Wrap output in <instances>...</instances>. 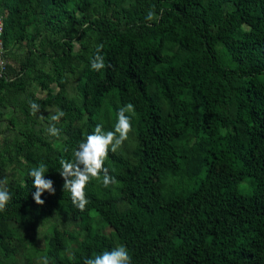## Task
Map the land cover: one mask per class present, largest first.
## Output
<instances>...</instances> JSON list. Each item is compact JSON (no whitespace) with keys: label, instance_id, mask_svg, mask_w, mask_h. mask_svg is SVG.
Returning <instances> with one entry per match:
<instances>
[{"label":"trees","instance_id":"obj_1","mask_svg":"<svg viewBox=\"0 0 264 264\" xmlns=\"http://www.w3.org/2000/svg\"><path fill=\"white\" fill-rule=\"evenodd\" d=\"M0 7L8 13L4 48L25 47L0 78V106L16 103L25 119L20 138L0 150V163L19 167L22 179L4 185L6 259L18 232L56 213L83 238L70 247L73 236L52 229L38 263L29 264L45 257L84 264L119 245L131 264H264V0H0ZM150 10L158 19L145 20ZM98 45L105 68L96 72L90 58ZM31 80L57 88L45 99L64 112L55 146L27 124L29 101L36 103L26 94ZM129 103L130 146L104 162L117 183L105 187L102 173L91 180L81 212L63 191L59 161L72 160L97 124L114 131ZM41 162L55 194L43 193L38 205L27 174Z\"/></svg>","mask_w":264,"mask_h":264},{"label":"clouds","instance_id":"obj_2","mask_svg":"<svg viewBox=\"0 0 264 264\" xmlns=\"http://www.w3.org/2000/svg\"><path fill=\"white\" fill-rule=\"evenodd\" d=\"M158 19L154 11H148L145 20L153 21ZM151 26V25H149ZM102 45L96 48V54L90 58L91 69L99 72L105 68L104 58L100 55ZM30 111L33 116L40 111V106L29 101ZM134 106L129 103L117 112V120L114 125V131L103 130L101 124H97L95 131L88 135L85 140L78 144L77 149L73 151V159H61L59 161V175L63 178V191L70 193L72 205L83 212L89 203L85 195L86 185L93 179H99L103 174L102 183L105 187L117 183L114 176L109 175V169L104 167L105 159L109 151L116 153L124 141L128 139L132 131L131 117L126 113H133ZM64 116L62 110H57L55 114L50 115V124L47 129L51 136H59L60 130L55 126L61 117ZM43 118V117H41ZM48 172L47 166L41 162L38 166L28 171V177L33 181L35 192L33 199L36 204L43 205L45 201L41 199L43 193L55 194L54 182L51 179H45V173ZM7 180H0V212L5 211L6 205L11 200V195L7 191ZM131 256L128 249L119 245L110 251H104L99 255L84 260V264H131ZM43 264H49L48 258L43 259Z\"/></svg>","mask_w":264,"mask_h":264},{"label":"rangeland","instance_id":"obj_3","mask_svg":"<svg viewBox=\"0 0 264 264\" xmlns=\"http://www.w3.org/2000/svg\"><path fill=\"white\" fill-rule=\"evenodd\" d=\"M3 21L7 18V11L2 10ZM79 15H74L77 18ZM30 29H28L29 31ZM45 31L42 32V35ZM37 43V42H35ZM73 50L76 51L78 49V43H73ZM6 55L8 57L7 61L9 64H14L17 62L19 58H21L25 52L24 41L18 44L15 48H6ZM13 51V52H12ZM15 60L13 61V59ZM77 63V62H76ZM47 64H43V68L47 70ZM78 64V63H77ZM44 70V69H43ZM69 81V85L67 87V95L69 97H75L76 92L74 89L75 83L77 81V75H73ZM57 91V88L54 84H49L47 89H41L35 80L29 81L27 85V93L28 95H32L36 100V103L40 106V111L36 113L35 116H31V120L27 121L28 126L37 132L38 135L42 136V138L51 144V146H55L56 140H58L57 136H51L47 129L49 124L51 123L49 120L50 115L56 113L57 109L53 105H49L45 103L46 94L52 93L54 94ZM20 100L24 99V95H21ZM0 112L2 116H0V150L4 146L5 142H9L10 140H14L20 138L19 128L25 122L24 116L22 114L21 109L15 106H0ZM43 117V118H41ZM59 123L56 122L55 126ZM42 130V132H41ZM234 145L237 144V141L231 140ZM124 146H130V143L126 140L124 141ZM1 162V161H0ZM20 164H23V159H19ZM0 171H2V179L7 180V182L11 179L16 180L19 184H22L21 172L19 167L17 166H9L7 163H0ZM52 229L64 230L70 233L73 236V239L69 240L70 247L75 245L78 241L83 238V231H81L73 222L69 221L66 217L60 214H53L48 218L41 220V222L37 225L36 229L33 232L25 233L23 231L18 232V236L21 241L13 242L15 250V254L6 259L0 253V264H10L11 262H16L17 264H29L38 263L42 249L44 248L46 238L51 234ZM104 234H108L110 231L109 228L104 227L101 230Z\"/></svg>","mask_w":264,"mask_h":264},{"label":"built area","instance_id":"obj_4","mask_svg":"<svg viewBox=\"0 0 264 264\" xmlns=\"http://www.w3.org/2000/svg\"><path fill=\"white\" fill-rule=\"evenodd\" d=\"M2 35H3V15L0 7V78L6 79L7 60H6V49L4 48L3 45Z\"/></svg>","mask_w":264,"mask_h":264}]
</instances>
